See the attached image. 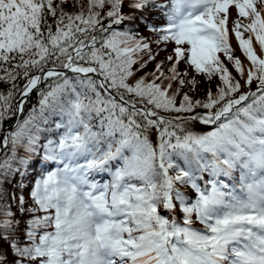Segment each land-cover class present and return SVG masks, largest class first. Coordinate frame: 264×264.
<instances>
[{"label":"snow or ice","instance_id":"snow-or-ice-1","mask_svg":"<svg viewBox=\"0 0 264 264\" xmlns=\"http://www.w3.org/2000/svg\"><path fill=\"white\" fill-rule=\"evenodd\" d=\"M0 83V264H264V0H0Z\"/></svg>","mask_w":264,"mask_h":264},{"label":"trees","instance_id":"trees-1","mask_svg":"<svg viewBox=\"0 0 264 264\" xmlns=\"http://www.w3.org/2000/svg\"><path fill=\"white\" fill-rule=\"evenodd\" d=\"M156 15H159V14H158V13H153V12H149V13H148V16H149L150 18H151L152 16H156ZM235 17H236V13H235L234 15H231V16H230V19H229V26H231V22H232L233 19H235ZM150 22H151V23H155V24H157V25H159V24L161 23L160 20H151V19H150ZM142 35L145 36V37H152V34L149 33V32H147V31H144V32L142 33ZM231 41H232V45H233V47H236V41H235L234 37L231 38ZM149 42L152 44V52H153L154 54H155V53H159V54L156 56V60L153 61L152 63H150V64L148 65V67L144 70V71H146V72H152L153 69H154V67H155L156 62L161 61V60H164L165 56H166L168 53H170L171 50H172V46H171V45H168V46H167V51H161V49H163V48L166 47L165 45L162 44V45H160L159 48H158V47L156 46V44H155L152 40H150ZM237 55H240V53L237 52ZM221 58L223 59V57H221ZM165 67H167V64L165 65ZM186 67H187L186 65H182V66H181V71H184ZM229 68L231 69V65H229ZM233 74L235 75V73H233ZM139 75H143V73H137V76H139ZM149 79H150V77H149ZM198 79H199V78H198ZM23 83H24V81H22V80H21V81H18V84H19L21 87L23 86ZM8 87H9V85H5V84L0 83V91H5V92H6L7 89H8ZM208 87H209V84H208L206 81L201 80V83L198 85V90H197V92L193 94V95H194V98H203L204 93H205V90H206ZM252 89L255 90V84L252 85ZM244 90L246 91L247 89H244ZM17 98H18V94L16 95V97H15V98L13 99V101H12V104H13L14 106H15V104H16V100H17ZM37 100H38V95L35 94V93H33V94L30 96V98H29V100H28V103L25 105L24 112H23L22 114H20V116H19V119H20V120H23V119L27 116V114L31 111L32 107L37 105ZM162 115H166V116H168V115H173V114H164V113H162ZM15 122H16V117L13 116L12 119H10V120H6V121L4 122V128H5L6 130H11V127L15 124ZM206 130H208V129H206V128H198V127L196 126V131H206ZM0 136H2V134H0ZM155 137H156V134H155V133H153V134L150 136V139L153 141L154 144L156 143V141H155ZM18 154H19V155H24V151H23L22 148L18 150ZM0 155H3V152H0ZM32 167H33L34 170H37V171L39 170L40 167H42V165H40V163H39V157H37V158L33 161ZM32 178H33V177H29V180H31ZM5 187H6V189L8 190V193H9L8 203H12L11 195H10V194H11V192H12V190H13V184H6ZM28 187H29V188L31 187V184H30V183L28 184ZM185 190H188V189H185ZM25 197H26V199H27V192H25ZM29 203H30V201H29ZM13 211H15V207H13ZM17 218L20 219V217H19L18 214H17ZM0 247H3V248L6 250L7 247H8V245H7L6 243H4L3 241H0ZM9 259H11V256H9Z\"/></svg>","mask_w":264,"mask_h":264},{"label":"rangeland","instance_id":"rangeland-1","mask_svg":"<svg viewBox=\"0 0 264 264\" xmlns=\"http://www.w3.org/2000/svg\"><path fill=\"white\" fill-rule=\"evenodd\" d=\"M230 11H231V13H233L234 9H230ZM234 12H235V11H234ZM147 15H148V14H147ZM18 98H19V97H18ZM18 98H17V99H18Z\"/></svg>","mask_w":264,"mask_h":264}]
</instances>
